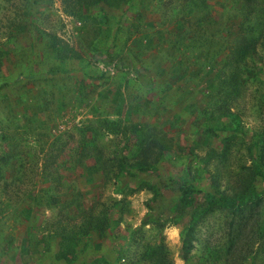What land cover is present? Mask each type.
<instances>
[{"label": "trees", "instance_id": "obj_1", "mask_svg": "<svg viewBox=\"0 0 264 264\" xmlns=\"http://www.w3.org/2000/svg\"><path fill=\"white\" fill-rule=\"evenodd\" d=\"M47 1L23 0L22 3L30 8V5H43ZM232 1L235 28L233 30L226 21L221 31L225 45L217 51L218 61L214 58V62L211 60L205 65L206 79L215 82L210 84L205 78L200 81V93L205 98L204 102L197 99L200 112L194 103L166 104L163 109L176 121H170L167 129L158 131L148 124L131 121V116L138 115L141 108L126 100L119 90L112 99L94 108L100 112L108 106L112 114L105 115H114L117 119L97 115V121H90L87 126L88 131L84 132L79 149H66V146H59L58 143H51L48 147V142L38 139L41 140L36 142L39 150L29 158V153L23 151L19 143V132L23 130L22 135H28L40 128L35 124L40 126L45 110L41 105L31 104L32 114H20L15 110L20 104L11 101L14 88L26 79L38 80L39 76L45 74L57 76L66 73L68 70L63 65L67 66L76 59L75 50L56 35L39 33L35 28H30L32 49L27 52L25 60L19 58L18 65L15 49L10 52L0 49V103L5 104L6 112V116L0 118V211L14 207L20 224L27 226L24 235L16 239L24 248L21 253L23 260H20L22 264H28V257L34 259L30 260V264H109V260L103 258V244L113 239V228L124 213V196L128 193L151 192L152 196L145 204L147 213L143 219L144 225H152L158 230H164L167 225L181 226L179 256L184 261L194 249L195 234L202 216L217 208L243 214L253 205L256 195L254 182L264 177L260 165H255L251 172L247 170L233 184L228 183L226 188L221 186L223 177L219 173L211 174L209 169L214 163L227 160L234 138L240 137L243 142H248L253 157L264 150L259 145L261 136L245 134L240 128L241 115L232 112L243 99L246 84L263 76L262 70H257L251 62L263 64L258 49L262 45L260 41L264 40V6L257 0ZM62 3L68 13H72L71 3L78 11L99 8L106 19V8H118L121 4L123 18L138 10L140 20L144 19V13L139 9L141 0H62ZM194 4L185 6L187 14L198 11ZM27 13L33 17L31 12ZM212 14L213 10L209 7L196 22L187 18L177 20L166 30L167 36L161 34L158 41L156 35L143 34L140 46L151 51L161 40L169 43L173 61L166 62L164 72L170 71L169 67L172 66V75L183 74L186 78L192 67L184 60L191 53L188 36L201 33L206 37L205 44L211 45L212 38L218 32L210 34L205 24L211 23ZM202 28H205L204 31ZM35 51H40L39 56H35ZM136 58L140 61L139 57ZM51 62H57L58 66L42 71V66ZM9 63L18 68L9 69ZM138 86L153 91L157 83L152 73L144 71L137 76ZM191 109L202 121L198 119L196 127L188 122L181 134L176 132L177 125L181 126L183 116ZM220 134L222 138L217 142L214 137L219 140ZM109 136L113 137V145L106 151L98 141ZM203 148H207V151L204 157H200L198 151ZM38 154H42L40 159ZM69 154L74 155L80 163L77 166L82 170L83 183H80L84 189L67 183L62 176V169L69 170L66 163ZM29 172L31 175L34 172L33 176L36 174L33 190L22 196L17 194V204L14 206L5 202L9 199V176L17 177L14 187L18 191L23 187L26 175L30 178ZM109 185L113 187V193L122 198L112 199L110 205L102 204L101 194ZM54 210L58 211L56 220L47 226L50 239L35 237L33 253H30L26 250L27 236L33 237L31 232L35 228L29 225L30 222ZM115 216H118V220ZM52 241H55L53 250L50 246ZM11 245V242L0 245V264L13 261L9 256ZM144 256L146 258L140 260V264H174L162 245L148 244Z\"/></svg>", "mask_w": 264, "mask_h": 264}, {"label": "rangeland", "instance_id": "obj_2", "mask_svg": "<svg viewBox=\"0 0 264 264\" xmlns=\"http://www.w3.org/2000/svg\"><path fill=\"white\" fill-rule=\"evenodd\" d=\"M22 1L0 0V49L4 52L15 49L18 65L19 58L25 60L27 52L32 49L33 37L30 28H35L39 33L49 32L56 35L59 40L75 50L76 57L71 64L63 65L68 70L66 73L57 76L45 74L39 76L38 80L26 79L12 92L11 101L13 104H20L15 107L20 114H32L31 104L41 105L45 110L40 126L35 124L40 128L28 135H22L23 130L19 132V143L22 150L29 153V158L35 156V152L39 150L36 143L38 139L48 142V147L51 143H58L59 146H66V149H79L84 132L88 131L87 126L90 121H97V115L117 119L114 115H105L112 114L108 106L100 112L94 108L112 99L119 90L126 100L141 108L138 115L131 116V121L148 124L158 131L167 129L170 121H176L163 109L166 104L194 103L196 110L200 112L201 107L197 99L205 101L200 93V81L209 79H206L205 65L214 58L217 60L218 49L225 45L221 31L226 21L228 20V25H231L233 30L236 24L232 0H141L139 9L144 13L143 20H140L138 10L123 18L121 4L113 9L105 7L108 16L106 19L96 7L78 11L71 3L72 13H68L62 0H49L43 5H30V8L23 5ZM257 1L264 6V0ZM191 3L196 4L194 5L198 11L187 14L185 6ZM209 7L212 8L213 14L211 23L205 24L206 30L210 34L218 32L212 38L211 45L205 44L206 37L203 34L191 33L188 36L191 53L184 59L192 65L186 74L188 76L185 78L183 74L172 75V66L169 67L170 71L165 73L164 65L167 61H173L170 44L161 40L156 49L150 51L145 46H140L143 34L156 35L158 41L161 34L167 36L166 30L175 21L187 18L196 22ZM27 11L31 12L33 17ZM202 29L204 31L205 28ZM260 42L262 45L258 52L263 64L253 61L251 65L256 66L257 70L261 69L263 76L246 84L244 97L234 106L232 112L241 115L240 128L245 134L250 137L261 136L259 145L264 148V40ZM39 54L40 51H35V56ZM136 57H139L140 61H137ZM16 65L9 63L8 68L15 70L18 68ZM56 66L57 62L47 63V66H42V71ZM144 71L152 73L156 80L157 87L153 91L145 86L136 87L137 76ZM208 82L214 84L215 80ZM4 108L5 104L0 103V118L6 116ZM198 119L202 121L191 109L183 116L181 126L177 125L176 132L181 134L188 122L196 127ZM221 136L222 134L219 140L214 137V140L219 142ZM112 140L113 137L109 136L107 139L100 138L98 143L107 151L113 145ZM248 146V142H243L240 137L234 138L229 146L227 160L223 163L216 162L209 168L211 174L219 173L223 177L222 188H226L228 183L233 184L237 178L246 174L247 170L251 172L255 165H260L264 172V150L262 153L258 151L253 157V152L249 151ZM206 151L207 148L199 150V156L204 157ZM1 153L0 145V155ZM41 157L42 154H38V158ZM66 163L69 170L62 169V176L66 178L67 183L84 189L80 183H83L82 170L77 166L80 163L76 157L70 155ZM33 174L29 172V179L26 175L25 183L18 191L16 186L14 187L17 177L9 176V199L5 202L14 206L17 204V194L22 196L33 190L36 176ZM254 185L256 195L253 205L245 213L236 214L228 209L217 208L201 217L195 234L194 249L187 261L179 256L181 226L167 225L164 230H158L152 225H144L143 219L147 213L145 204L152 194L146 190L128 193L124 196V213L118 225L113 228V239L104 241L103 258L109 260V264H140V260L146 258L145 246L152 244L162 245L169 260H173L174 264H264V177L257 179ZM1 187L0 185V191ZM112 188L107 186L101 194L102 204L110 205L112 199L122 198L114 194ZM6 210L0 211V245L3 242H11L9 256L13 261L10 264H22L20 260H23L21 253L24 248L16 239L24 235L27 226L20 224L14 207H8ZM57 212L47 211L30 222L29 225L35 227L31 232L33 237L27 236L26 250L30 253H33L32 244L35 237L50 239L47 226L56 220ZM115 218L118 220V216ZM50 246L52 250L55 249V241H52ZM26 259L28 264L30 260H34L33 257Z\"/></svg>", "mask_w": 264, "mask_h": 264}]
</instances>
